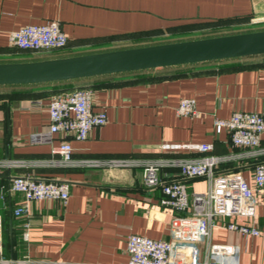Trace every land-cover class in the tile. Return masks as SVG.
I'll return each instance as SVG.
<instances>
[{
    "label": "crops",
    "instance_id": "crops-1",
    "mask_svg": "<svg viewBox=\"0 0 264 264\" xmlns=\"http://www.w3.org/2000/svg\"><path fill=\"white\" fill-rule=\"evenodd\" d=\"M263 14L264 0H0V61L30 60L23 58L25 50L10 43L9 34L50 19L59 20L68 37L64 55H74L148 45L166 35L213 24L240 28ZM7 87L9 90H0V158L29 163L0 169V189L16 174L70 182L67 202H32L28 239L24 237L27 218L13 214L23 195L7 193L0 199L7 257L65 264H125L129 234L170 237L175 213L161 206L160 188H147L142 165L54 164L60 157L53 149L63 135H54L52 143H41L36 133L48 130L47 103L61 92L90 88L95 110L105 109L107 114V122L93 127L86 140L71 139L75 158L193 159L207 153L164 144L211 142L214 148L208 154L232 156L217 165L219 173L240 170L252 181L256 156L248 155L249 148L234 146L226 128L217 133L214 119L228 118L240 110L264 112V54ZM185 97L196 99L198 116L177 114ZM36 99L43 101L42 107H31ZM5 170L9 172L5 174ZM161 175L166 180L180 178L179 168L164 165ZM181 180L189 192L208 188L205 177ZM251 205V220L246 215L218 218L212 229L213 243L237 247V254L228 257L229 264H264V236L242 235L226 225L230 220L253 221L264 230L263 198L256 196ZM192 247L197 249V260L204 261L205 242H194Z\"/></svg>",
    "mask_w": 264,
    "mask_h": 264
},
{
    "label": "built area",
    "instance_id": "built-area-1",
    "mask_svg": "<svg viewBox=\"0 0 264 264\" xmlns=\"http://www.w3.org/2000/svg\"><path fill=\"white\" fill-rule=\"evenodd\" d=\"M264 23V14L257 15L251 24ZM9 41L15 47L33 52L64 50L68 37L59 20L50 19L43 23L27 24L9 34ZM41 99L32 100L31 107H42ZM50 118L48 130L36 133L38 142L52 143L56 134L63 138L53 149L59 155L54 164L80 167H135L142 165L145 185L149 190L160 188L161 206L174 211L168 239H155L137 233L127 237L129 259L125 264H229L228 257L237 254L235 245H218L212 242V229L218 218H232L246 215L251 220L254 207L251 202L256 196L264 200V112L235 111L228 118L214 119L215 131L226 128L234 146L249 148L248 155L256 156L252 181L249 182L240 170L224 173L217 171L222 160L232 156L208 154L214 148L211 142L164 144L166 148H189L207 153L201 158H175L143 162L132 157L75 158L71 139L86 140L93 127L107 122L105 109L95 110L93 91L90 88H76L53 95L47 103ZM178 115L196 117L200 114L196 99L182 98L176 108ZM24 159L0 158V169L26 166ZM164 165L179 168L180 178L164 179L161 169ZM205 177L208 188L204 192H189L181 178ZM20 193L23 200L13 209L16 217H26L24 237L29 238L31 204L40 200L67 202L70 196V182L62 179L36 177L31 174H16L0 189V199L6 195ZM227 227L242 235L264 236V230L253 221L239 223L230 220ZM205 242L206 258L199 262L194 242ZM191 250L190 255L185 254ZM0 264H65L59 261L38 260L29 257H7L3 252V216L0 214Z\"/></svg>",
    "mask_w": 264,
    "mask_h": 264
},
{
    "label": "water",
    "instance_id": "water-1",
    "mask_svg": "<svg viewBox=\"0 0 264 264\" xmlns=\"http://www.w3.org/2000/svg\"><path fill=\"white\" fill-rule=\"evenodd\" d=\"M264 54V29L30 60L0 61V86L31 85ZM9 170H5V174Z\"/></svg>",
    "mask_w": 264,
    "mask_h": 264
},
{
    "label": "rangeland",
    "instance_id": "rangeland-1",
    "mask_svg": "<svg viewBox=\"0 0 264 264\" xmlns=\"http://www.w3.org/2000/svg\"><path fill=\"white\" fill-rule=\"evenodd\" d=\"M213 25H215V24H213ZM213 25H209L205 29H195V31L190 30V31H186L183 33L177 32L175 34L166 35V36L158 38L157 40L151 41L149 44L166 43V42L181 41V40H188V39H194V38H201V37L216 36V35H222V34H230V33H236V32H244V31L264 29V23H260L258 25L249 24L246 26H242L240 28H233V27L223 28V27H217V26L212 27ZM64 51L63 52H56L54 55H56V56L64 55ZM38 57H41L39 55V53H33V52H29V51H26L25 56H23L24 59H38ZM9 88L10 87H7V86H0L1 91L2 90H9Z\"/></svg>",
    "mask_w": 264,
    "mask_h": 264
},
{
    "label": "trees",
    "instance_id": "trees-1",
    "mask_svg": "<svg viewBox=\"0 0 264 264\" xmlns=\"http://www.w3.org/2000/svg\"><path fill=\"white\" fill-rule=\"evenodd\" d=\"M64 50H59V51H49V52H41L39 53V55L41 57H38V58H44V57H52V56H56L54 55L56 52H63ZM59 55V54H58ZM44 56V57H43ZM61 56V55H60ZM39 84H42V83H39ZM31 85H37V84H31Z\"/></svg>",
    "mask_w": 264,
    "mask_h": 264
}]
</instances>
